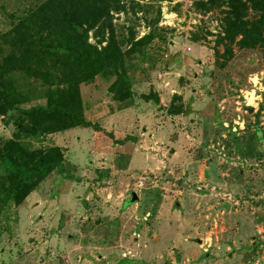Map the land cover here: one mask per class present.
<instances>
[{
  "label": "rangeland",
  "instance_id": "374dc122",
  "mask_svg": "<svg viewBox=\"0 0 264 264\" xmlns=\"http://www.w3.org/2000/svg\"><path fill=\"white\" fill-rule=\"evenodd\" d=\"M41 1L0 0L5 53L2 35ZM207 1L121 0L125 11L111 13L124 53L132 36L152 35L124 57L131 108L143 117L132 113L121 130L128 149L105 122L121 108L110 74L81 86L88 128L32 137L0 117V197L8 145L63 155L19 207L0 201V264H264V46L222 42L226 8L206 11ZM96 32L89 43L104 46ZM7 78L32 100L45 90ZM130 192L138 201L123 209Z\"/></svg>",
  "mask_w": 264,
  "mask_h": 264
},
{
  "label": "trees",
  "instance_id": "16d2710c",
  "mask_svg": "<svg viewBox=\"0 0 264 264\" xmlns=\"http://www.w3.org/2000/svg\"><path fill=\"white\" fill-rule=\"evenodd\" d=\"M206 4L201 5L206 11L215 5L226 8L222 42L238 50L264 46V0H208ZM123 11L121 0L39 2L29 17L2 35L9 51L5 53L0 47V117L11 116L16 132L32 137L88 128L91 125L84 117L81 86L100 74L114 77L107 92L114 102L127 107L133 93L124 71V57L149 44L152 35L135 42L132 36L131 49L124 53L111 23V13ZM92 30L100 36L98 44L105 43L104 46L89 43ZM226 52L232 55L231 48ZM12 73L37 80L45 90L32 100L7 78ZM126 140L131 138L115 142L123 144ZM13 150L8 145L1 155L8 184L0 201L4 205L12 201L19 207L30 192L62 165L63 155L59 147L34 156Z\"/></svg>",
  "mask_w": 264,
  "mask_h": 264
},
{
  "label": "crops",
  "instance_id": "0c3cea01",
  "mask_svg": "<svg viewBox=\"0 0 264 264\" xmlns=\"http://www.w3.org/2000/svg\"><path fill=\"white\" fill-rule=\"evenodd\" d=\"M132 93H133V91H132ZM159 94H160L159 97L160 96H163L164 95V92L162 94L161 93H159ZM119 105H121V104H119ZM131 107H132V104L131 103L127 107H124L123 105H121V108L120 109H118L117 111L111 113L110 116H108L107 118L105 117V122H109L110 123V125H109L110 126L109 127V131H118V132H115L114 133L115 137L118 134L120 136L123 134V132H121V130H123V129L126 130L127 128H131V126L130 127L129 126L127 127V125L129 124V121H130L131 114L132 113H135V112H138V110L134 111L133 108H131ZM135 114H136V117H135V119H136L137 117H139L138 116L139 113H135ZM128 116H130V117H128ZM139 118L141 120H143L142 119L143 117L141 115H140ZM133 127H134V125H133ZM127 136H129V135H124V136H121V137H116L114 140H123ZM118 146H119V148L121 150L122 149H124V150L128 149V144L125 145V146H122V144L121 145H118ZM55 147H57V146H55ZM256 215H258V213Z\"/></svg>",
  "mask_w": 264,
  "mask_h": 264
},
{
  "label": "water",
  "instance_id": "95a60500",
  "mask_svg": "<svg viewBox=\"0 0 264 264\" xmlns=\"http://www.w3.org/2000/svg\"><path fill=\"white\" fill-rule=\"evenodd\" d=\"M137 201H138L137 195L134 192H130L129 198L126 201H124V203H123V209L128 207V206H126V204H129V205L131 204L132 205V204L137 203ZM257 217L259 219H262V218L264 219L263 213H258Z\"/></svg>",
  "mask_w": 264,
  "mask_h": 264
},
{
  "label": "built area",
  "instance_id": "2783aa9c",
  "mask_svg": "<svg viewBox=\"0 0 264 264\" xmlns=\"http://www.w3.org/2000/svg\"><path fill=\"white\" fill-rule=\"evenodd\" d=\"M139 186H142V183L141 182H139V184H138Z\"/></svg>",
  "mask_w": 264,
  "mask_h": 264
}]
</instances>
